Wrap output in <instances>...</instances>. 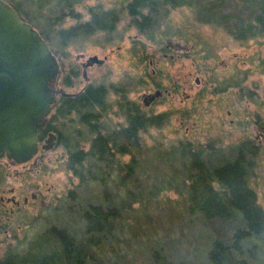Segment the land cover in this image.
<instances>
[{
    "label": "rangeland",
    "instance_id": "obj_1",
    "mask_svg": "<svg viewBox=\"0 0 264 264\" xmlns=\"http://www.w3.org/2000/svg\"><path fill=\"white\" fill-rule=\"evenodd\" d=\"M5 1L17 4L21 16L37 28L48 27L59 15L63 21H54V29L75 25L72 15L78 12L86 20L90 6L115 9L119 21L111 32L80 36L65 46L53 35L50 47L61 68L57 87L76 94L89 84L104 86L110 110L103 132L117 145L125 142L115 134L125 123L119 108L123 97L154 123L139 132L138 146H128L123 155L114 149L107 164L91 162L82 180L57 144L39 152L35 166L10 165L0 158L5 204L0 201V214L13 208L6 202L10 189L30 202L26 217L10 225V236L0 233V258L10 247L25 250L52 225L82 239V210L102 205L115 207L117 218L112 233L93 247L90 264H156L155 254L168 264H209L212 231L189 210L193 155L213 169L234 161L241 149L251 164L248 185L264 210V194L258 192L264 183V149L253 155L244 149L264 127V0H211L221 13L214 18L188 1L164 9L144 33L131 23L128 0ZM94 56L100 63L87 65ZM63 78L71 84L65 86ZM132 159L135 173L125 176L119 164ZM235 258L264 264V228L242 241Z\"/></svg>",
    "mask_w": 264,
    "mask_h": 264
},
{
    "label": "trees",
    "instance_id": "obj_2",
    "mask_svg": "<svg viewBox=\"0 0 264 264\" xmlns=\"http://www.w3.org/2000/svg\"><path fill=\"white\" fill-rule=\"evenodd\" d=\"M188 1L194 3L196 11L201 6L202 12L208 13L211 18L221 15L211 0H128L126 10L132 25L144 33L154 27L157 17L163 14L164 9L188 5ZM10 4L22 14L17 4ZM73 11L72 8V13ZM67 15L71 17L69 13ZM88 15L89 18L82 21L78 12L74 13L72 17L77 19L76 24L59 29L53 28V22L60 24L63 21L60 15L45 28H37L26 21L38 30L50 49L54 34L58 36L60 44L65 46L80 36L101 31L111 32L119 21V14L115 9H103L98 5L90 6ZM62 83L69 86L71 81L63 78ZM113 91L118 92L116 89ZM107 96L108 92L103 86L91 84L76 94L60 95L42 134L44 136L49 131L57 134L56 144L65 150L69 169L80 180L91 172L88 170L92 167L91 162L95 166L107 164L112 162L114 149L123 155L128 146H138L139 132L154 123L153 118L141 112L138 105L123 97L119 108H122L125 123L115 134L123 137L125 142L117 145L116 139L103 132V119L110 110ZM119 166L126 170L125 176L132 177L136 170V159L120 163ZM192 166L195 172L189 184V210L199 213L212 231L207 251L208 263L247 264L243 259L235 258L241 251V243L260 234L264 228L262 210L256 203L254 190L248 185L247 177L251 167L249 160L240 149L234 161L213 169L207 168L193 155ZM116 218L115 207L89 205L81 214L84 227L82 239L78 240L64 228L52 225L30 241L25 250L17 252L8 248L0 258V264H90L95 259L93 247L112 233ZM154 256L156 264H168L162 255Z\"/></svg>",
    "mask_w": 264,
    "mask_h": 264
},
{
    "label": "water",
    "instance_id": "obj_3",
    "mask_svg": "<svg viewBox=\"0 0 264 264\" xmlns=\"http://www.w3.org/2000/svg\"><path fill=\"white\" fill-rule=\"evenodd\" d=\"M92 62L100 63L96 56L87 65ZM60 73L58 58L38 30L0 0V156L11 163H27L38 153L58 95H68L57 87Z\"/></svg>",
    "mask_w": 264,
    "mask_h": 264
},
{
    "label": "flooded vegetation",
    "instance_id": "obj_4",
    "mask_svg": "<svg viewBox=\"0 0 264 264\" xmlns=\"http://www.w3.org/2000/svg\"><path fill=\"white\" fill-rule=\"evenodd\" d=\"M102 86V85H101ZM104 87V86H103ZM104 89L108 92V90L104 87ZM69 94V93H67ZM60 96V95H59ZM58 96V97H59ZM53 112V110H52ZM261 131H259L256 135H255V141H250V140H247L245 143H244V149L247 153V155H253V154H258L260 151H262L264 149V127L261 126ZM50 133H53L55 135V138L51 139L50 138ZM48 140H50L48 142ZM56 141H57V134L53 131H49L47 132L44 136H42V138L40 139L39 141V151L38 153L36 154V156L29 162L27 163H24V164H20L22 165L23 167H25L28 163H30V166H35L37 164V159L39 157H41V154H39V152H42L44 149L42 148L43 145L45 146H49L48 149H51V148H55L56 147ZM45 151V150H44ZM0 158H5V155H1ZM8 161V160H7ZM10 165H16V164H13L11 163L10 161H8ZM263 177L264 178V172L262 173ZM32 185V184H31ZM33 186V185H32ZM254 190V189H253ZM10 192L11 193V196L10 197H7L6 198V202H9L13 205V208L11 207L10 209H6L3 213V214H0V233L1 232H4L6 234V237L10 236L9 235V230H11V224L14 223V220L16 218H21V219H24L27 215L26 213V210L27 208L29 207V200H28V196L27 195H24L22 197V200H20L18 198V196H21L20 192L18 193H15L14 192V189H10ZM255 195L257 193V191H255ZM259 193L262 192V195L264 194V183H263V186L262 188L258 191ZM30 197L31 199H36L37 198V195L35 192H32L30 194ZM259 197L257 198V195H256V203L259 205ZM4 197H1L0 198V201L2 202L3 205L4 202ZM21 201V202H20ZM263 201V200H262ZM259 207L261 208L262 210V213H263V222H264V210L262 208V206L259 205ZM4 214H6V216H4ZM20 215V216H19ZM7 222V223H6ZM13 238L16 237V235L12 236ZM2 241V240H1Z\"/></svg>",
    "mask_w": 264,
    "mask_h": 264
}]
</instances>
